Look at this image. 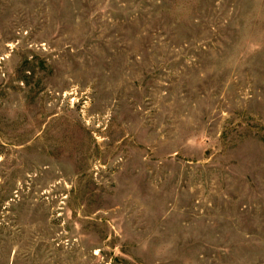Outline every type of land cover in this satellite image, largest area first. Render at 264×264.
Listing matches in <instances>:
<instances>
[{"label":"rangeland","instance_id":"obj_1","mask_svg":"<svg viewBox=\"0 0 264 264\" xmlns=\"http://www.w3.org/2000/svg\"><path fill=\"white\" fill-rule=\"evenodd\" d=\"M0 264H264V0H0Z\"/></svg>","mask_w":264,"mask_h":264}]
</instances>
